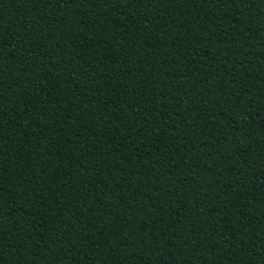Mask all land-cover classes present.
Returning <instances> with one entry per match:
<instances>
[{
  "label": "trees",
  "instance_id": "16d2710c",
  "mask_svg": "<svg viewBox=\"0 0 264 264\" xmlns=\"http://www.w3.org/2000/svg\"><path fill=\"white\" fill-rule=\"evenodd\" d=\"M0 264H264V0H0Z\"/></svg>",
  "mask_w": 264,
  "mask_h": 264
}]
</instances>
